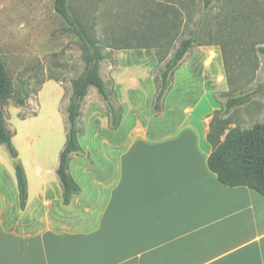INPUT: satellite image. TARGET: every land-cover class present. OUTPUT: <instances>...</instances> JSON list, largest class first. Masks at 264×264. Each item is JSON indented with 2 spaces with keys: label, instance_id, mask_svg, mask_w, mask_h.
Here are the masks:
<instances>
[{
  "label": "rangeland",
  "instance_id": "374dc122",
  "mask_svg": "<svg viewBox=\"0 0 264 264\" xmlns=\"http://www.w3.org/2000/svg\"><path fill=\"white\" fill-rule=\"evenodd\" d=\"M54 1L0 0V56L15 85L6 121L18 132L13 143L32 189L36 163L45 173L59 167L67 142L66 108L89 54L56 13ZM69 6L102 52L113 51L114 63L105 60L99 73L114 83L113 102L125 111L120 127L109 128L104 122L108 104L90 88L77 123V155L83 158L70 157L69 173L80 182H85L87 157L93 163L87 160L90 172L105 170L110 143H122L148 123L175 132L173 124L200 121L211 109L217 110L210 115L213 120L229 98L237 97L244 100L226 117L222 140L230 131L264 123V55L259 51L264 48V0H69ZM190 37L196 46L170 77L168 92L170 102L181 108L172 113L166 106L162 114L155 108L161 70L179 41ZM121 67L124 76L118 84L114 75ZM189 93H213L214 98L205 97L190 117L182 109L195 101ZM4 149L16 166V158Z\"/></svg>",
  "mask_w": 264,
  "mask_h": 264
},
{
  "label": "crops",
  "instance_id": "0c3cea01",
  "mask_svg": "<svg viewBox=\"0 0 264 264\" xmlns=\"http://www.w3.org/2000/svg\"><path fill=\"white\" fill-rule=\"evenodd\" d=\"M189 94L195 101L182 109L190 117L214 98ZM171 98L162 114L181 108ZM215 111L173 124L175 132L137 128L110 143L105 170L90 172L87 157L85 182L71 174L81 192L69 205L57 170L45 173L36 163L37 186L27 175L22 210L16 166L0 146V264H264V197L222 185L207 166ZM104 122L110 128L109 117Z\"/></svg>",
  "mask_w": 264,
  "mask_h": 264
},
{
  "label": "trees",
  "instance_id": "16d2710c",
  "mask_svg": "<svg viewBox=\"0 0 264 264\" xmlns=\"http://www.w3.org/2000/svg\"><path fill=\"white\" fill-rule=\"evenodd\" d=\"M206 1L207 4L211 2V0ZM54 8L56 13L64 19L68 29L79 38L84 48L89 52L86 56V68L83 75L73 82V94L66 108L68 115L67 142L60 154V163L57 169L63 189V203L69 205L73 197L81 192L80 185L69 173V165L71 155L81 150L77 123L81 116L82 104L88 96L90 88H95L107 102L111 129L117 130L120 127L124 108L113 102L116 99L114 83L112 81L105 82L99 73L102 62L109 60L114 63L113 51L102 52L98 39L91 36L81 22L71 14L69 0H55ZM195 46L194 37L181 39L177 49L161 70V88L155 104L157 111L161 110V103L170 90V77ZM259 51L264 55V48H260ZM14 96L15 85L12 76L6 62L0 56V146H5L11 156L16 158L19 153L13 143L15 132L8 128L5 114L6 105ZM243 100L244 97L229 98L224 112L214 116L208 134L212 153L207 160V166L222 185L231 188L247 187L264 197V123H257L244 130L230 131L222 140L228 126L226 117ZM18 104L24 106L25 101L19 99ZM16 176L20 207L24 210L29 194L27 175L21 162L16 165Z\"/></svg>",
  "mask_w": 264,
  "mask_h": 264
},
{
  "label": "water",
  "instance_id": "95a60500",
  "mask_svg": "<svg viewBox=\"0 0 264 264\" xmlns=\"http://www.w3.org/2000/svg\"><path fill=\"white\" fill-rule=\"evenodd\" d=\"M20 163V160L18 157H16V164H19Z\"/></svg>",
  "mask_w": 264,
  "mask_h": 264
}]
</instances>
